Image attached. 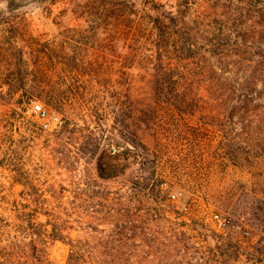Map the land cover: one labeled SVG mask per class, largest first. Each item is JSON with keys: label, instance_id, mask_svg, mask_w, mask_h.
Returning a JSON list of instances; mask_svg holds the SVG:
<instances>
[{"label": "rangeland", "instance_id": "1", "mask_svg": "<svg viewBox=\"0 0 264 264\" xmlns=\"http://www.w3.org/2000/svg\"><path fill=\"white\" fill-rule=\"evenodd\" d=\"M143 1L0 0V204L21 201L27 177L38 188L96 181L125 190L158 179L169 215L194 218L209 242L221 236L264 259V82L246 109L192 95L180 109L149 110L154 121L122 139V30L137 24L131 13ZM219 1L218 13H264V0ZM35 101L61 123L42 129ZM109 172L118 173L101 177ZM68 252L65 241L48 246L54 263Z\"/></svg>", "mask_w": 264, "mask_h": 264}, {"label": "trees", "instance_id": "2", "mask_svg": "<svg viewBox=\"0 0 264 264\" xmlns=\"http://www.w3.org/2000/svg\"><path fill=\"white\" fill-rule=\"evenodd\" d=\"M220 6L144 0L131 13L137 24L122 30V139L125 129L154 121L149 110L180 109L192 95L202 104L250 106L264 82V13L223 14ZM159 181L149 189L140 181L129 190L96 181L69 189L38 188L27 177L22 200L0 204V264H58L48 256L55 240L69 245L64 264H237L242 256L264 263L240 243L219 235L209 242L194 218L169 215L161 197L169 189ZM78 229L84 235L72 236Z\"/></svg>", "mask_w": 264, "mask_h": 264}, {"label": "built area", "instance_id": "3", "mask_svg": "<svg viewBox=\"0 0 264 264\" xmlns=\"http://www.w3.org/2000/svg\"><path fill=\"white\" fill-rule=\"evenodd\" d=\"M31 110L36 115L39 125L44 130L53 129L61 123V118L58 113L46 109L41 102H33ZM215 217L220 221V223H222V231L225 229V226L229 227V220L227 221L225 218H220L218 214H215Z\"/></svg>", "mask_w": 264, "mask_h": 264}]
</instances>
